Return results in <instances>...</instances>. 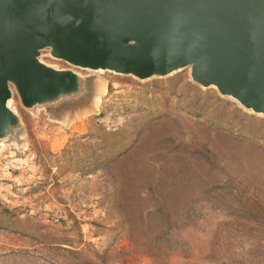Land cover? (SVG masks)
Masks as SVG:
<instances>
[{
    "label": "rangeland",
    "instance_id": "rangeland-1",
    "mask_svg": "<svg viewBox=\"0 0 264 264\" xmlns=\"http://www.w3.org/2000/svg\"><path fill=\"white\" fill-rule=\"evenodd\" d=\"M39 60L81 91L26 109L11 87L0 264H264V116L189 69L140 81Z\"/></svg>",
    "mask_w": 264,
    "mask_h": 264
},
{
    "label": "water",
    "instance_id": "water-1",
    "mask_svg": "<svg viewBox=\"0 0 264 264\" xmlns=\"http://www.w3.org/2000/svg\"><path fill=\"white\" fill-rule=\"evenodd\" d=\"M140 81L189 69L264 116V0H0V141L26 109L77 96L82 80L39 60Z\"/></svg>",
    "mask_w": 264,
    "mask_h": 264
},
{
    "label": "trees",
    "instance_id": "trees-1",
    "mask_svg": "<svg viewBox=\"0 0 264 264\" xmlns=\"http://www.w3.org/2000/svg\"><path fill=\"white\" fill-rule=\"evenodd\" d=\"M121 159H119L120 161ZM126 159H122V161H125ZM129 161V160H128ZM125 161L123 167L120 166V170L118 171L117 175H116V179L119 183V185L123 188H125L129 182L132 181V177H133V172H129L128 171V167L129 165L125 166V164L128 162ZM124 193L126 194H131V190H126L124 189ZM130 200V199H129ZM128 200V201H129Z\"/></svg>",
    "mask_w": 264,
    "mask_h": 264
}]
</instances>
